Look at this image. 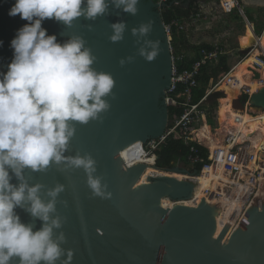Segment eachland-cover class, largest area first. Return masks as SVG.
Listing matches in <instances>:
<instances>
[{
  "label": "water",
  "instance_id": "obj_1",
  "mask_svg": "<svg viewBox=\"0 0 264 264\" xmlns=\"http://www.w3.org/2000/svg\"><path fill=\"white\" fill-rule=\"evenodd\" d=\"M13 3L0 0V39L4 40L0 71L5 73L14 54L11 39L15 30L27 23L19 17L8 18ZM106 3L105 14L94 20L82 16L68 27L47 19L42 28L61 44L73 36L85 40V47L96 58L94 70L111 74L114 79L112 92L104 97L110 108L87 124L71 122L76 131L61 163L51 162L42 171L25 168L23 181L9 169L11 184L41 185L39 196L45 203L52 200L49 191L63 186L55 198V212L50 214L61 222V227L53 230V239L61 233L65 237L60 244L62 255L55 264H69V251L70 264H264L263 195L247 207L232 233L216 235L219 226L215 214L222 203L212 208L202 196L196 206H187L195 191L188 180L149 175V183L140 185L146 165L128 166L121 157L133 145L145 144L165 133L169 124L165 96L172 86L174 56L154 0H138L136 14L124 12L123 5L117 8L112 0ZM86 6L85 0L82 7ZM116 23L126 27L123 39L113 42L111 26ZM142 25H150L146 34L139 32ZM141 50L145 54L157 51L158 55L148 61ZM242 52L247 57L252 49ZM245 105L235 96V108L244 111ZM77 156H90L95 161L91 175L99 179L101 195L89 186L88 172L68 162L67 158ZM169 171L199 175L178 167ZM29 207L30 203L25 202L15 212L22 223L39 231L45 222L33 217L26 210ZM10 264H20L19 258L14 257Z\"/></svg>",
  "mask_w": 264,
  "mask_h": 264
},
{
  "label": "clouds",
  "instance_id": "obj_2",
  "mask_svg": "<svg viewBox=\"0 0 264 264\" xmlns=\"http://www.w3.org/2000/svg\"><path fill=\"white\" fill-rule=\"evenodd\" d=\"M112 2L117 8L123 5L126 13H137L138 0ZM84 3L85 0H14L7 11L8 18L19 17L27 23L15 30L11 39L13 58L6 73L0 71V264H10L14 257L20 264H55L62 255L60 244L65 242L63 233L53 239V230L59 229L61 222L50 217L63 186L49 191L52 200L45 203L39 196L41 185L20 183L17 187L10 183L9 169L23 181L25 168L42 171L51 162L61 163L76 131L71 122L87 124L110 108L104 97L112 92L114 79L111 74L94 70L96 58L85 47V40L73 36L61 44L42 28L47 19L71 27L76 18L94 20L108 8L106 0H86V8L82 7ZM241 16L247 22L244 11ZM111 27L114 35L110 39L122 40L125 24ZM149 29L150 25H142L139 32L146 34ZM3 44L0 39V47ZM141 55L152 61L158 53L145 54L141 50ZM67 160L88 172L89 186L101 195L100 181L91 175L95 161L90 156ZM25 202L30 203L26 210L45 222L39 231L22 223L15 212ZM68 256L70 264L71 251Z\"/></svg>",
  "mask_w": 264,
  "mask_h": 264
},
{
  "label": "built area",
  "instance_id": "obj_3",
  "mask_svg": "<svg viewBox=\"0 0 264 264\" xmlns=\"http://www.w3.org/2000/svg\"><path fill=\"white\" fill-rule=\"evenodd\" d=\"M154 1L159 5V10L162 14L163 7L168 0ZM221 5L222 12L224 14H231L234 10H238L241 14L243 13V9L239 0H230L225 2L222 1ZM165 26L168 35L172 33L173 27L177 28L178 33H180L181 30H185V26L178 21H173L169 25L165 24ZM219 54L220 49L216 46H214L212 51L201 49L199 52L200 59L197 60L192 65V67L186 68L182 71H179L178 67L176 66L175 58L173 59L172 86L166 92L165 101L168 108L174 107L183 109L184 112L182 116L175 115L172 120L169 119V124L165 133L160 138L151 139L147 143L143 144L140 147V150L143 152L142 157L155 158L154 166H156V152L163 144L166 143L167 139L171 135H174L176 139L183 140L186 144L194 142L207 148L209 155L206 161H204V159L196 153L194 147L191 148V154L188 157L190 165L194 167L198 164H203V168L199 172V175H190L189 179L186 180L197 186L199 185L197 179L200 175L208 174L210 172L214 173L215 177L211 180V187H206L203 192L209 196L208 198L210 200L215 199L223 201V219L234 222L237 227L238 222L247 207L255 202L261 191L264 192V179L261 173L262 169L252 170L248 167V162L253 160L255 156L246 155L245 148L247 143L241 145L235 144L234 147L230 149L220 147L215 151H211L206 144L198 141L196 138H193L194 132L199 128H196V125L198 124L197 120L200 119L202 121L204 117V113L200 109L201 103L210 94L221 90L225 82L229 88H238L236 84L231 81V79L226 80L225 77L224 79L214 83L211 92L199 104L192 103L193 92L199 86V77L202 74V67L206 65L208 61L217 60ZM183 58L185 57L181 55L180 60H183ZM258 60L260 62L257 63L258 65H256V67L260 68L262 63L264 64V51H262V55L258 57ZM240 92L241 94L244 93L250 96L249 92L246 90H240ZM244 94H242V96ZM233 108L239 111V109L235 108L234 106ZM227 142L235 143V140L229 136L227 138ZM126 164L128 165L127 162ZM261 164L262 163H260V165ZM219 169H222L223 175L229 174L230 180L227 181L222 175L220 176L217 173ZM198 199L199 198L197 196L192 195L187 200V206H196L199 202Z\"/></svg>",
  "mask_w": 264,
  "mask_h": 264
},
{
  "label": "bare ground",
  "instance_id": "obj_4",
  "mask_svg": "<svg viewBox=\"0 0 264 264\" xmlns=\"http://www.w3.org/2000/svg\"><path fill=\"white\" fill-rule=\"evenodd\" d=\"M239 44L244 49L251 48L254 45L258 46L253 50L252 54L250 53L249 57L238 63L235 69L226 77V80L231 79V81L236 84L238 87L235 89L236 91L240 89L249 92L250 99L248 100L249 102L247 101L248 104L245 105L246 109L243 113L235 111L233 108V100L224 103L218 110L220 127L216 134L213 135L210 126L204 124L200 130L195 132V136L198 141L206 144L211 151H215L220 147L230 149L234 147L235 144L241 145L247 143L245 148L246 155L255 156L253 160L248 162V167L252 170L262 169L261 173L264 179V111L258 113L257 116H253L250 112L252 109H248L250 107L264 110V64L262 63L260 68H258L259 72L262 73L261 80H253V72L250 70H256V65L260 62L258 57L262 55V51H264V32L261 37L257 36L254 32L253 25L248 22L244 35L239 38ZM229 136L235 140V143L227 142ZM142 145V142L137 143L121 154V157L129 166L140 163L146 165L144 174L139 181L140 185L149 183V180H147L149 175L173 178L178 181L189 179V176L184 174L166 173L165 171L158 170L157 167L154 166L155 158L142 157L143 152L140 150ZM260 163L262 164L260 165ZM222 172V169L217 171V173L220 176L222 175L223 178H226L227 181L230 180L229 174L223 175ZM214 177V173L212 172L200 175L197 179L199 185L195 186V191L193 192V195L199 198L198 200H200L202 196H205L204 202L212 208L218 207L219 203L223 204L221 200H210L208 198L209 196L203 192L206 187H211V180L214 179ZM259 195L264 196V192L261 191ZM223 210L222 207L220 212L215 214L219 226L217 235L232 233L236 228L234 222L223 219Z\"/></svg>",
  "mask_w": 264,
  "mask_h": 264
},
{
  "label": "rangeland",
  "instance_id": "obj_5",
  "mask_svg": "<svg viewBox=\"0 0 264 264\" xmlns=\"http://www.w3.org/2000/svg\"><path fill=\"white\" fill-rule=\"evenodd\" d=\"M222 1L225 2L230 0H178L176 5H179V7L183 11H186L187 17L181 23L182 25L185 26L184 28L185 30H181V32L178 33L179 38L176 40L175 43L177 44L178 49L181 50L182 56L189 59L194 56L195 48L200 45L209 44L219 47L220 49H223L222 50L223 54L228 56V63L232 70L239 62H241L246 57V55L243 54L241 49L242 47L239 44V38L242 35H244L247 24L246 23L243 24L238 21L230 22L228 15L222 12V5H221ZM248 3H249L248 0L242 1V5H246V6L248 5L247 7H249L250 5V3L249 4ZM255 13L258 14V11H255ZM169 38L172 42L173 40L172 34H169ZM172 50L174 53L173 48ZM250 70L254 74V80L258 81L262 79L261 72L252 69ZM229 74L230 73L220 74L218 76L217 81L224 79ZM217 81L212 80L209 83L207 89V95L211 92L214 83ZM222 88L227 91V96L220 98L216 106L205 107V109L202 111L204 113V117L202 121L200 119L197 120L198 124L196 125V128L200 127L203 122L204 124H208L211 129L213 128L214 130H218L220 127L219 115H218L220 100L224 98L234 99L235 96L242 99V94L244 93L241 94L240 89L236 91L232 87L230 88L227 87L225 83L223 84ZM248 109L249 110L252 109L250 112L253 116H257L258 113L264 111L250 107ZM238 112L243 113V111L241 110H239ZM209 114L217 119L215 126L209 124V120H208ZM195 132L193 134V138H196ZM176 167H178L179 169H184V167L180 165H177ZM185 170H187V173L193 172L192 169L190 168ZM165 172L172 173L176 171H165ZM176 173L184 174L178 172ZM184 175L189 176L188 174H184Z\"/></svg>",
  "mask_w": 264,
  "mask_h": 264
},
{
  "label": "trees",
  "instance_id": "obj_6",
  "mask_svg": "<svg viewBox=\"0 0 264 264\" xmlns=\"http://www.w3.org/2000/svg\"><path fill=\"white\" fill-rule=\"evenodd\" d=\"M241 4L243 0H240ZM178 0H168L162 11V18L166 25L171 24L173 21H178L182 23L186 17V11H183L179 5H176ZM243 11L248 19V21L255 25V32L258 36L262 35L264 24L262 21L258 23L257 18L252 14V12L243 7ZM230 22L238 21L240 23H245L243 17L239 13L238 10H234L231 14L228 15ZM173 40L171 45L174 49V58L176 62V66L179 71H182L186 68L192 67V65L200 59L199 52L201 49H206L208 51H212L214 49L213 45L203 44L195 48V55L192 58H183L180 60L182 55L181 50L178 49L176 40L179 38V34L176 27H173L172 31ZM174 41V44H173ZM220 49V48H219ZM223 49H220V54L217 60L208 61L206 65H204L201 69V76L199 77V86L193 92L192 103L199 104L206 96L208 85L212 80H218V76L220 74H228L231 71V67L228 63V56L224 55L222 52ZM216 83V82H215ZM227 91L223 88L217 92L209 95L200 105V109L203 111L205 107L210 106L214 107L217 105V102L220 98L226 97ZM233 99L224 98L220 100V107L223 106L224 103L230 102ZM242 100L246 103L249 100V96L244 94L242 96ZM184 110L178 109L174 107H169V119L172 120L175 115L182 116ZM209 124L212 126L216 125V118L209 114L208 116ZM203 126V125H202ZM201 129V127L199 128ZM198 129V130H199ZM182 131V130H181ZM183 132V131H182ZM195 148L196 153L200 155L204 161L207 160L209 151L207 148L199 145L198 143H190L186 144L181 139H176L174 135H171L165 144H163L159 150L156 152L157 155V163L156 166L163 170H173L177 165L183 166L184 169H192L193 172H200L203 168V164H198L192 167L188 161V157L191 154V148Z\"/></svg>",
  "mask_w": 264,
  "mask_h": 264
},
{
  "label": "crops",
  "instance_id": "obj_7",
  "mask_svg": "<svg viewBox=\"0 0 264 264\" xmlns=\"http://www.w3.org/2000/svg\"><path fill=\"white\" fill-rule=\"evenodd\" d=\"M249 1V3H250V5H249V7H247L246 5H243V7L244 8H247V9H249L251 12H252V14L253 15H255L256 16V18H257V21H258V23H260L261 21H262V23L264 24V0H248ZM248 3V4H249ZM252 5V6H251ZM255 11H258V14L257 13H255ZM259 12H260V14H259ZM246 20H247V22H246V24L249 22L248 21V19H247V17H246ZM252 24V23H251ZM253 25V29H254V32H255V25L254 24H252ZM263 32H264V29H263ZM263 32H262V35H263ZM255 34H256V32H255ZM257 35V34H256ZM261 35V36H262ZM258 36V35H257ZM261 36H259V37H261ZM256 46V47H255ZM258 46L257 45H254L253 47H251V49H252V52H251V54L253 53V50L255 49V48H257ZM241 48V47H240ZM242 50H245V49H243V48H241ZM246 49H250V48H246ZM247 57H249V56H247ZM246 57V58H247ZM245 58V59H246ZM245 59H243V60H245ZM242 60V61H243ZM240 63V62H239ZM236 67V66H235ZM235 67L232 69V71L235 69ZM231 71V72H232ZM255 71H259L258 69H256ZM230 72V73H231ZM254 75V74H253ZM253 80H254V78H253ZM221 107H219V109H220ZM204 124V123H203ZM202 127V126H201ZM200 128V127H199ZM198 128V129H199ZM197 129V130H198ZM211 131H212V134L213 135H215L216 134V132H217V130H214L213 128L211 129Z\"/></svg>",
  "mask_w": 264,
  "mask_h": 264
}]
</instances>
